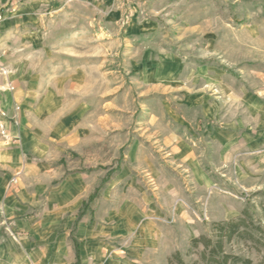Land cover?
<instances>
[{"label": "rangeland", "instance_id": "1", "mask_svg": "<svg viewBox=\"0 0 264 264\" xmlns=\"http://www.w3.org/2000/svg\"><path fill=\"white\" fill-rule=\"evenodd\" d=\"M0 127V264L60 236L61 183L82 200L105 176L93 216L134 178L142 199L179 193L194 237L241 218L212 256L264 264V0H0ZM194 237L168 264H217Z\"/></svg>", "mask_w": 264, "mask_h": 264}, {"label": "crops", "instance_id": "2", "mask_svg": "<svg viewBox=\"0 0 264 264\" xmlns=\"http://www.w3.org/2000/svg\"><path fill=\"white\" fill-rule=\"evenodd\" d=\"M189 148L190 145L180 143L173 145L172 152L188 159L194 169L192 173L199 176L202 172ZM109 180H105L100 191ZM126 185L124 190L129 193L119 208L111 209L106 203L102 214L94 213L93 216L90 205L99 194L91 201L88 198L96 188L86 198L74 200L77 196L75 187L61 183L58 190L61 212L65 209L64 212L70 213L57 222L61 228L60 236L49 230L43 245L20 248L12 253V264H168V258L179 247L178 240L198 235L200 231H194L201 225L195 222L202 217L186 205L179 193L173 202L169 200L163 205L152 197L142 199L136 179H127ZM71 202H75L73 211ZM86 202L89 206L85 207ZM88 213L89 218L86 217ZM31 219L33 213L27 212L16 215L15 220L9 223L13 228H27L31 226ZM74 241L78 247V263Z\"/></svg>", "mask_w": 264, "mask_h": 264}, {"label": "trees", "instance_id": "3", "mask_svg": "<svg viewBox=\"0 0 264 264\" xmlns=\"http://www.w3.org/2000/svg\"><path fill=\"white\" fill-rule=\"evenodd\" d=\"M108 179V176H105V178H103L102 182L104 183L105 180ZM99 191V188H96L94 190V192L92 194H90L88 201H91V199L97 195ZM88 205V202L85 203V207ZM246 209L242 210V214H246ZM79 219V217L77 218ZM243 222V220L241 218L237 219V220H229L228 222L225 223H217L216 224V229L218 230L217 233V238L212 240L210 237L206 236V235H199L198 237H194L191 239V244L193 245H197L198 242H201L204 245L205 249H208L209 253H210V258L212 259L213 263L216 262L217 264H225L228 256L227 255H222L221 258L222 259H215V257H213V252H221L223 249V243H222V238H223V232H226V239L228 240L230 237L233 236L234 233H236L237 230V226L239 224H241ZM74 247H75V251H76V257L78 256V247H77V242L74 241ZM179 254L178 252H175L172 256L177 257ZM234 260H238L239 258L237 257H233ZM169 262L171 261V257L168 258ZM246 262H248L246 260ZM76 263H78V257L76 259ZM181 263H183L181 261ZM79 264V263H78Z\"/></svg>", "mask_w": 264, "mask_h": 264}, {"label": "built area", "instance_id": "4", "mask_svg": "<svg viewBox=\"0 0 264 264\" xmlns=\"http://www.w3.org/2000/svg\"><path fill=\"white\" fill-rule=\"evenodd\" d=\"M0 134L5 139L6 142H9V140L11 139L9 132L3 127H0Z\"/></svg>", "mask_w": 264, "mask_h": 264}]
</instances>
